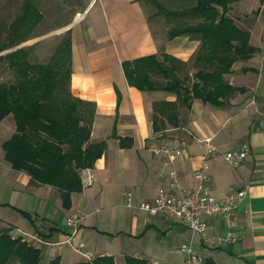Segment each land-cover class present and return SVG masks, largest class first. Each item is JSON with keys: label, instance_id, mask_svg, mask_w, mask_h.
I'll return each mask as SVG.
<instances>
[{"label": "crops", "instance_id": "obj_1", "mask_svg": "<svg viewBox=\"0 0 264 264\" xmlns=\"http://www.w3.org/2000/svg\"><path fill=\"white\" fill-rule=\"evenodd\" d=\"M156 1L170 11L194 5L193 0ZM149 4L156 8L149 0H85L82 9H73L62 29L31 42L34 55L40 57L42 51L49 50L50 56L63 37L69 38L68 88L73 97L92 107L89 143L104 142L105 149L91 167L94 183L71 193V206L65 209L55 187L32 183L26 172L13 170L4 159L2 145L15 131L13 116L7 115L0 121V233L9 230L10 235L21 236L23 232L43 240L36 243L41 253L38 264H49L55 258L59 264L83 262L86 260L69 245H54L70 233L65 218L78 211V240L94 257L110 256L115 264H123L125 257L145 264H184L187 255L179 251L182 244H191L204 261L215 264H264V2L238 0L229 4L227 15L249 33V43L257 51L236 61L223 75L228 84L240 90L220 107L197 98L185 106L175 93L162 88L165 79L155 64L169 67L170 61L176 62L173 73L180 78L179 66L188 65L191 76L205 67L203 63L193 65L199 39L187 34L169 36L170 30L198 20L188 17L183 18V25L181 21L169 23L167 15L158 13L157 8L151 11ZM48 39L52 40L49 45L42 44ZM148 59L149 67L140 71L161 85L140 90L128 83L123 63ZM153 136L172 144L188 142L183 157L175 163L183 188L194 186L193 173L201 163L202 150L193 137L211 138L219 150L208 161L213 195L220 199L231 190H246L234 222L240 237L237 242L207 246L190 229L163 217L118 208V197L124 205L127 191L136 199H152L165 188L159 175L160 162L147 148ZM242 144L248 145L249 153L233 168L222 153ZM16 209L30 213L33 224ZM205 220L208 235L224 236L219 218Z\"/></svg>", "mask_w": 264, "mask_h": 264}, {"label": "trees", "instance_id": "obj_2", "mask_svg": "<svg viewBox=\"0 0 264 264\" xmlns=\"http://www.w3.org/2000/svg\"><path fill=\"white\" fill-rule=\"evenodd\" d=\"M151 1L157 12L167 16L195 18L197 23L169 31V36L191 35L200 40V49L193 65L203 63L190 83L180 78L176 71V62L159 69L165 79L162 88L175 93L177 101L189 106L192 98L200 99L215 107L224 105L230 95L240 89L228 84L223 75L231 71L232 65L249 58L257 49L249 43V33L237 27L227 15L229 4L238 0H193L194 5L178 11L167 10L156 0ZM264 2V0H260ZM36 25L42 14L38 12L32 0H26L22 14L13 24L14 29L30 20ZM35 22V23H34ZM68 46L69 38L63 37L55 48L52 58L46 64H34L27 61V51L19 48L0 56L17 76L14 83L0 84V121L11 114L15 122V131L6 140L2 149L4 159L16 171H24L32 183L55 187L61 198L62 207L71 206L70 195L82 190L79 170L93 167L101 157L105 143H89L92 123V107L73 97L67 83L63 85L59 72V54L63 44ZM149 60L123 63V70L130 85L140 90H151L161 84H155L150 75L140 68L149 67ZM186 64H184L185 66ZM29 223L34 217L23 210L16 209ZM40 249L22 242L20 237L11 238L9 230L0 233V264H38ZM49 264H59L57 258ZM73 264H115L110 256H97L91 262ZM123 264H145L142 260L125 257ZM203 264H215L205 260Z\"/></svg>", "mask_w": 264, "mask_h": 264}, {"label": "built area", "instance_id": "obj_3", "mask_svg": "<svg viewBox=\"0 0 264 264\" xmlns=\"http://www.w3.org/2000/svg\"><path fill=\"white\" fill-rule=\"evenodd\" d=\"M193 141L202 150L201 163L193 173L194 186L183 188L180 185L175 163L184 155L188 146L186 140H180L172 144L153 136L147 142L149 152L158 158L161 171L160 178L165 183L152 199H136L132 192L124 193V206L134 211H142L148 217H163L173 225H181L197 234L203 244L212 247H223L237 242L240 237L234 229V222L237 216L238 205L245 198L246 190H231L225 193L220 199L212 193L211 177L208 173V161L219 153L218 148L212 143L211 138L193 137ZM249 153L247 144L239 148L222 153L224 161L231 167L236 168L244 162ZM81 188L90 187L94 181L92 169L87 167L81 170ZM219 218L225 227L224 236H210L207 233V221L205 218ZM81 220V214L74 211L65 218V225L70 228V233L65 240L55 243L58 248L62 244L70 246L72 251L86 261L94 259L92 252L86 247L82 240L77 238V229ZM20 231V230H19ZM21 236L11 234V238L20 237L22 242L33 246L36 243H44L43 240L26 233L20 232ZM30 237L31 242L26 237ZM179 251L187 255L184 264H203V258L192 248L191 244H182ZM148 264H167L161 261H151Z\"/></svg>", "mask_w": 264, "mask_h": 264}, {"label": "rangeland", "instance_id": "obj_4", "mask_svg": "<svg viewBox=\"0 0 264 264\" xmlns=\"http://www.w3.org/2000/svg\"><path fill=\"white\" fill-rule=\"evenodd\" d=\"M25 1L26 0H0V56H4L5 54L22 48L23 50L27 51L26 59L28 62L34 64H46L51 59H53L52 55L47 56L49 50L42 51L41 56L38 57L34 55V46L31 44V42L36 38L42 37L43 35L54 33L62 29V26L70 21L71 15H73V9L76 7H81L80 9H82L83 5H85V0H32L35 9L42 14V19L36 25H33L32 18L34 10L32 9L29 11L30 20H28L26 24H20L14 29L13 24L21 16L22 6L24 5ZM150 6L151 11L155 12L156 8L152 5ZM165 18L169 23L181 21L180 25L184 24L182 21L183 18L168 16H165ZM51 41L52 40L48 39L42 44L49 45ZM64 42L65 44L61 46L62 51L58 55V61L60 63L59 72L62 75L63 85H66L68 79V46L66 41ZM178 70H180V76L185 77L186 82L190 83L192 76L189 74L190 72L188 70V65L179 66ZM16 78L17 76L15 75L14 71L8 67L7 60H0V84L14 83ZM81 170H79L80 180ZM117 205L118 208L123 206L122 210H125L120 196L118 197ZM27 241L30 242L32 240L27 239ZM36 247H38V245ZM12 264H15V262ZM41 264H43V262Z\"/></svg>", "mask_w": 264, "mask_h": 264}]
</instances>
